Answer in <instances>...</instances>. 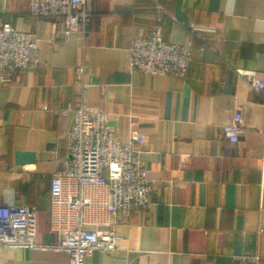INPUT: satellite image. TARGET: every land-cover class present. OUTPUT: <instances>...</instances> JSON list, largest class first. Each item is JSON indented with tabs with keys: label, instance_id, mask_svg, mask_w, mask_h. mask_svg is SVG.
I'll use <instances>...</instances> for the list:
<instances>
[{
	"label": "crops",
	"instance_id": "1",
	"mask_svg": "<svg viewBox=\"0 0 264 264\" xmlns=\"http://www.w3.org/2000/svg\"><path fill=\"white\" fill-rule=\"evenodd\" d=\"M157 6L163 40L192 49L184 78L129 69L127 50L157 23ZM85 9L87 26L68 32L32 18L28 0H0V20L39 49L38 65L0 88V204L33 208L38 242H57L50 181L73 123L61 111L83 103L117 116L119 142L143 136L137 147L154 187L147 209L116 219V250L85 264H264V101L236 73L264 71V0H86ZM189 24L206 31L196 38ZM231 124L242 131L236 144L222 131ZM0 264L68 257L0 247Z\"/></svg>",
	"mask_w": 264,
	"mask_h": 264
},
{
	"label": "built area",
	"instance_id": "2",
	"mask_svg": "<svg viewBox=\"0 0 264 264\" xmlns=\"http://www.w3.org/2000/svg\"><path fill=\"white\" fill-rule=\"evenodd\" d=\"M85 3L86 0H28V9L32 18L55 20L68 32H76L87 26L91 18ZM154 17L157 23L150 32L136 37L127 50L130 71L186 77L193 55L191 47L166 43L160 26L164 16L158 6ZM188 28L196 38L206 31L194 24ZM38 62L34 36L18 32L10 22L0 20V88L11 84L19 73L34 69ZM75 72L82 82L84 66L77 65ZM236 73L264 101V71L242 69ZM61 115H72L73 123L66 133L68 157L50 181L49 224L57 242H38V216L33 208L4 201L0 204V247L50 250L67 255L68 264H85L94 253L116 250V219L147 209L154 187L137 147L144 141L142 135L133 134L128 142H119L110 124L117 116L83 103L67 106ZM222 131L233 144L242 133L235 124Z\"/></svg>",
	"mask_w": 264,
	"mask_h": 264
}]
</instances>
